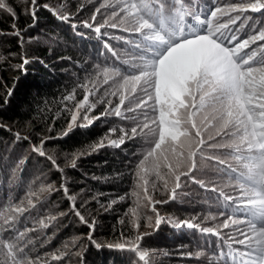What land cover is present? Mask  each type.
I'll return each instance as SVG.
<instances>
[{"label": "snow or ice", "instance_id": "6c2138e0", "mask_svg": "<svg viewBox=\"0 0 264 264\" xmlns=\"http://www.w3.org/2000/svg\"><path fill=\"white\" fill-rule=\"evenodd\" d=\"M39 7L48 9L64 22L70 21L75 15L65 10L64 4L53 7L49 4L38 5V0H30L25 12L31 15L34 22ZM83 8L84 5L80 4L77 12ZM102 8L113 9L111 18L106 17L103 23H96L97 14ZM0 10H6L16 18V12L6 0H0ZM262 10L264 0L213 7L206 15L196 6V0H191V5L186 0H116L115 4L106 0L93 12V23L81 21V24L89 29L94 28V31L100 34L104 27L118 28L117 18L121 22L132 20L134 31L140 36V41L134 48L137 59L125 61L127 67L124 71L119 67L101 68L97 65L96 76L99 78L102 75V81H89L94 91L89 90L87 83L77 85L84 89L83 98L73 107L69 108L66 104L64 108L71 114L68 131L64 135L76 127L91 126L100 117L88 115L96 108V103H90L89 97L100 92L110 81L115 83L116 78H119L120 82L115 91L109 93L105 89V97L118 96V103L113 107L111 99H108V107L101 116L114 115L132 124L129 129L120 128L119 139L110 140V146L120 147L126 140L137 137L145 139L149 145L143 159L136 165L134 176L143 190L145 200L152 206L155 219L154 224L149 226L156 230H159L163 218L155 205L168 201L153 200L148 195V181L145 177L154 172L158 179L163 180L167 189V179L161 175V170L166 169V176L171 177L174 183L169 199L174 200L181 177L193 174L195 179L194 170L197 168L198 155L205 151L231 150L230 154L243 169L237 173L236 169L228 165L230 171L227 174L235 173L239 194L233 196L224 189H213L223 197L226 205L230 202L235 209L234 215L225 216V212L219 213L221 217H225L222 228H236V235L227 238V241L232 242L228 244L231 251H221L219 254L221 257L231 258L225 260V264H264V23L253 25V34L247 38H241L239 35L241 29L251 24V17L243 14ZM221 18L226 19L221 22ZM72 27L75 29L77 25L73 24ZM12 28L15 30L14 35L22 36L15 23ZM258 42L259 50L253 47ZM23 44L24 41L21 40V47ZM28 63L30 61L25 55L17 67L26 72L25 66ZM12 92V89L8 90L5 105ZM75 93L76 90L73 89L63 99L73 101ZM98 102H104V97ZM80 120L84 123H79ZM0 128L11 131V128L3 123H0ZM109 131L115 133L117 129ZM13 135L16 141H28L32 152L48 160L57 171L63 173L64 169L57 163L56 158L45 151L44 145L50 137L42 138L37 145L31 143L28 136H21L19 132ZM219 140L227 142L220 143ZM105 146L104 140L101 139L92 147L98 150ZM82 155L84 153L79 154ZM79 156L72 154L71 167H76ZM207 158L217 161L219 165L226 164V161L218 156ZM23 163L24 159L18 161L13 173ZM196 182L204 186L203 181ZM56 190L51 184L41 186L38 191L26 193L27 207L25 201L21 200L10 204L7 212L0 211V216L3 217L0 221V250L3 252L0 264H47V261L41 262L39 256L33 259L27 255L29 246L34 244L29 236L36 231L35 227H23L21 230L18 225L30 208L34 209L42 202L43 193ZM59 190L65 193L71 211L89 228L87 240L90 244L97 248L106 246L132 252L137 256L136 264H150L149 252L143 249L141 243L150 233H139L134 238L121 233L120 239L114 243H98L93 238L95 218L89 220L84 215L81 211L84 204L79 208L76 206V197L70 194L63 180ZM119 199L123 200L124 197ZM116 202L111 201L105 210ZM132 215L136 216V212L133 211ZM241 216L242 219L236 218ZM56 218L49 217L50 220ZM209 218L216 219L214 216ZM148 219L152 221L153 218ZM168 222L176 226L174 222ZM179 223L181 226L200 228L199 224H192L187 220ZM44 226L48 227V224ZM135 227L138 228L139 225L135 224ZM200 230L203 233L219 235L212 227H203ZM233 244L243 246V250L240 247L233 248ZM64 249L60 254H52L51 259L61 260L75 256L78 264H85L86 248L82 249L75 240L70 248L65 244ZM237 254L243 259L237 261ZM209 264H216V261L209 258Z\"/></svg>", "mask_w": 264, "mask_h": 264}, {"label": "trees", "instance_id": "16d2710c", "mask_svg": "<svg viewBox=\"0 0 264 264\" xmlns=\"http://www.w3.org/2000/svg\"><path fill=\"white\" fill-rule=\"evenodd\" d=\"M6 2L16 12V18L14 19L6 10H0V33H3L0 34V123L11 128V131L0 128V211L7 212L10 204L21 200L25 201L27 207L26 193L38 191L41 186L51 184L57 189L43 193L42 202L34 209L30 208L18 225L21 230L23 227L36 229L35 232L30 233L29 238L34 244L29 246L27 255L33 259L39 256L41 262L47 261V264H78L75 256L61 260L51 259L52 254H60L64 251L65 244L70 248L75 240L82 249L86 248L85 264H136L137 262V256L132 252L110 249L106 246L97 248L88 242L89 228L71 211L65 193L59 190L63 180L70 194L76 197V206L79 208L84 204L81 208L84 215L89 220L95 218L96 228L93 238L98 243L103 245L114 243L120 239L121 233L129 238H134L139 233H150L141 242L143 249L149 252L150 264H194L192 262L200 260L204 261L202 264H209V258H213L216 264H225L228 258L219 254L225 249L230 250L228 244L232 242L227 241V238L236 235V228L219 227L216 229L219 235L203 233L200 228H216V226L199 220L197 217L201 212L195 213L197 206L202 204L209 208L213 207L212 211H206V214L213 213L215 209L212 203L215 201L218 206L216 211L226 212L227 209L232 214L235 209L230 202L226 205L219 194H209V192H217L213 189H221L220 186L209 187L204 184L200 188L196 182L198 180L193 181V174H189L188 177H181L180 181V184L185 183L187 188L183 189L181 186L176 189V198L170 200L174 183L171 177L166 176L167 170L164 169L165 171L161 173L167 179V189L162 179H158L154 172L149 173L145 177L148 181V195L153 200L168 201L155 205L157 212L163 218L159 230L149 226L154 224L155 214L151 210L152 206L145 200L143 190L138 186L134 176L136 165L143 159L149 145L141 137L126 140L120 147L109 145L110 140L119 139L120 128L129 129L132 126L130 121H124L114 115L101 116L108 107V99H111L113 107L118 103V96L105 97V89L109 93L115 91V87L110 82L100 92L89 97L90 103H96V108L88 115L98 116L100 119L91 126L76 127L64 135L68 131V122L71 119L70 112L64 110L65 105L67 104L69 108L73 107L84 95V89L77 85L87 83L89 90L94 91L89 81L103 79L102 75L97 78V67L90 68L88 63L92 61L93 65L98 63L101 68L114 66L124 71L122 65L125 61L137 59L134 48L140 41L139 34L127 32L120 25L116 29L104 27L100 34L96 33L94 28L84 27L81 21L93 23L91 21L93 12L90 11L89 1L38 0V5L49 4L53 7L66 5L65 10L75 14L68 22L59 20L43 7L38 8L34 22L31 15L25 12L30 0H6ZM214 2V0H196V6L206 15L209 9L217 7ZM248 2L244 0V4ZM227 3L226 6L238 4L235 0ZM80 4H83L84 8L77 12ZM253 14H256L257 18H254L252 26L259 23V17H264V10L256 13L250 11L244 16L251 17ZM14 23L16 28L21 30V37L14 35L15 30L12 28ZM73 24L77 25L75 29L72 27ZM252 26L241 30L247 33ZM21 40L24 41L23 47ZM258 46L259 42L253 47L259 50ZM113 50L119 57L113 55ZM25 55L30 61L25 66L26 72L17 67L22 63ZM101 60L104 63L98 62ZM9 89L13 92L5 105L4 101ZM73 89L76 90L75 100L65 101L63 97ZM101 97H104V102H98ZM78 122L84 123L82 120ZM113 128L117 129L115 133L109 131ZM15 132H19L21 136H28L31 143L37 145L42 138L50 137L44 145L45 151L56 158L57 163L64 169L63 173L57 171L48 160L32 152L28 141H16L13 135ZM101 139L106 146L94 150L92 146ZM73 153L78 156L84 153L76 160L74 168L71 167ZM202 157H205V154H200L198 159ZM231 157L233 158L230 154ZM21 159H24L25 163L13 173V169ZM226 163L219 165L213 162L215 179L217 182L222 180L221 184L226 186L224 189L232 188L233 190L228 194L236 196L239 194L238 181L235 179V173L227 174L230 171L228 165L231 164ZM234 163L238 164L235 160ZM234 166L231 165V168L234 169ZM188 186H192L195 192H191V187ZM189 195L191 199L188 201L191 202L184 200ZM120 197L124 199L120 200ZM113 200L117 202L105 210ZM173 207L176 208L177 211H174L177 214L173 213ZM133 211L136 212V216L132 215ZM60 213L65 215L61 216ZM51 216L57 218L50 220ZM148 217H152V221H149ZM42 218L43 223H41ZM2 219L3 217L0 216V221ZM185 220L199 224L200 228L181 226L179 222ZM168 221L174 222L176 226ZM44 224H48V227ZM135 224L139 227H135ZM6 235L12 234L6 233ZM224 235H227L226 240L222 238ZM77 237L80 239L76 240ZM236 247L243 250V246L236 245ZM202 253L206 254L204 259H201ZM2 256L3 252L0 250V258Z\"/></svg>", "mask_w": 264, "mask_h": 264}, {"label": "rangeland", "instance_id": "374dc122", "mask_svg": "<svg viewBox=\"0 0 264 264\" xmlns=\"http://www.w3.org/2000/svg\"><path fill=\"white\" fill-rule=\"evenodd\" d=\"M83 1H89L88 2V4H89V8H90V11H92V12H94L95 11V9L96 8H98V7H100V5L102 4V3H105L106 2V0H83ZM215 2H214V5L215 6H219V5H224V6H226L228 3L227 2H229V1H231V0H214ZM249 1V0H248ZM107 2H110V3H113V4H115L116 3V0H107ZM186 2H190L189 4L191 5V0H186ZM232 2H234V1H232ZM235 2H238V4L240 3V4H244V0H235ZM112 8H102L101 9V12L99 13V14H97V20H96V23L97 22H102L103 23V21H104V19L107 17V18H111V12H112ZM250 13V11L249 12H247V13H244V14H249ZM256 13V12H255ZM243 14V15H244ZM255 15L256 14H253V15H251V24L249 25L250 26V28H251V26H252V22H253V20H254V18H257V17H255ZM224 18H221V22H222V20H223ZM258 20H259V23L257 22V24H260L261 22H264V17H259L258 18ZM116 22L120 25V26H122V27H124L126 30L125 31H127V32H130V33H132V34H137V33H135V31H134V22L132 21V20H130V19H126L124 22H121V21H119V19L117 18V20H116ZM238 24H239V22H238ZM256 25V24H255ZM248 29L247 30V33H246V31L245 30H241V32L239 33V35L241 36V38H245L248 34H252L253 32H252V29ZM116 35V34H115ZM113 36H114V34H113ZM113 38V37H112ZM247 38V37H246ZM117 41V40H116ZM118 42V41H117ZM113 53H116L115 52V50H113ZM119 53V52H118ZM117 57H119L118 55H116ZM103 60H101V61H98L99 63H104V62H102ZM94 62V61H93ZM98 64V63H97ZM97 64L95 63L94 65L92 64V61L91 62H89L88 63V67H96L97 66ZM123 67H122V69L123 70H125V68H126V64H123L122 65ZM120 67H121V65H120ZM120 81H119V78H116V80H115V83H113V81H110V84L111 85H113L114 87H116V85L119 83ZM127 103V102H126ZM214 134V133H213ZM219 142L220 143H225V142H227V140H219ZM228 151H230L231 152V150H228ZM228 151H217V152H208V151H205L203 154H205V157H202V158H200V159H198L199 158V156L200 155H198L197 156V158H196V161H197V169L194 171V176H195V179H193V181L194 180H198V181H203L204 182V184H206V185H208L209 187H217V186H220V188L221 189H224L226 186L224 185V184H221V182H222V180H220L219 182H217L216 181V179H215V175H214V168H213V162H214V160H209L207 157L208 156H218L220 159H223V160H225L226 162H229V164H231V165H235L234 166V169H236L237 170V173L238 172H240V171H242L243 169H242V167H241V165H238V164H235L234 163V159L231 157L230 158V152H229V154L227 153ZM215 162H217V161H215ZM231 162V163H230ZM212 164V165H211ZM227 164V163H226ZM165 170L164 169H162L161 170V173H163ZM166 173V172H165ZM199 184V187L200 188H202L203 186H201V184L200 183H198ZM182 186V188L183 189H186L187 188V186L185 185V183H183V184H180V187ZM189 187H191L190 188V191L191 192H195L194 191V188H192V186H188V188ZM224 190H227V192L226 193H228V192H231L233 189L232 188H230V189H224ZM214 193H217V194H219L218 192H209V194L210 195H213ZM189 194H191V193H189ZM185 198V197H184ZM191 199V195H189V196H187L184 200L185 201H187V202H191V201H188V200H190ZM213 205L212 206H214V209H215V211L213 212V213H210V214H206V211H208V212H211L212 211V209L211 208H213V207H211V208H209V206H205V205H201V206H197V208L195 209V213H198V212H201L200 214L201 215H199L197 218L199 219V220H202V222H206V223H210V224H214L215 226H216V228L215 229H217V228H219V227H221V225H222V223H223V220H224V218L225 217H221L220 215H218L221 211H216V207H218L217 206V204L215 203V201H214V203H212ZM208 205V204H207ZM219 205H222V204H219ZM174 210H176V208L175 207H173V211ZM177 211V210H176ZM230 212L231 211H229V210H227L226 209V212H225V214H229V215H234V213L233 212H235V210H233V212H232V214H230ZM173 213H175V214H177L175 211L173 212ZM202 214H205V215H202ZM216 217V219L215 220H212V219H210L209 217ZM225 216H227V215H225ZM203 218H205L204 220H203ZM238 218H241V217H238ZM223 240H226V238H227V235H224L223 237ZM233 247H236V245H234ZM225 248V247H224ZM231 250V249H230ZM230 250L228 251V250H224V252L225 253H228V252H230ZM204 256H206V254L205 255H203V253H202V258L201 259H204L205 257ZM226 258H228V260H230L231 258L230 257H226ZM236 259H237V261H239L240 259H243L242 257H239V255L237 254L236 255ZM187 261H188V259H187ZM197 262H200V264H202V263H204V261H202V260H200V261H197ZM197 262H192V263H194V264H197Z\"/></svg>", "mask_w": 264, "mask_h": 264}]
</instances>
